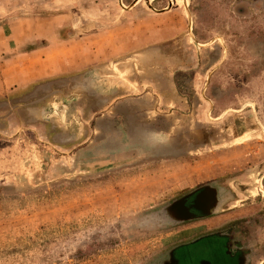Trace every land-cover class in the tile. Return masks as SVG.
I'll return each mask as SVG.
<instances>
[{
  "label": "rangeland",
  "instance_id": "374dc122",
  "mask_svg": "<svg viewBox=\"0 0 264 264\" xmlns=\"http://www.w3.org/2000/svg\"><path fill=\"white\" fill-rule=\"evenodd\" d=\"M157 48L170 70L181 62L196 109L181 108V156L118 168L63 158L53 125L90 128L98 83ZM2 80L32 84L0 89V264H158L224 224L264 264V0H0ZM207 183L220 192L215 216L152 221Z\"/></svg>",
  "mask_w": 264,
  "mask_h": 264
},
{
  "label": "crops",
  "instance_id": "0c3cea01",
  "mask_svg": "<svg viewBox=\"0 0 264 264\" xmlns=\"http://www.w3.org/2000/svg\"><path fill=\"white\" fill-rule=\"evenodd\" d=\"M171 5L172 2L167 10ZM145 54L126 63L121 81L112 85L104 80L98 83V93L104 94V98L97 101L100 107L97 106L90 121L85 122L90 128L69 134L62 126L53 125L49 141L59 147L65 155L63 158H69L77 167L118 168L140 157H148V163L157 160L167 163L181 156V141H187L185 130L181 132L178 125L180 113L185 112L181 108L188 109L185 113L189 116L196 113L190 98L181 94L177 80L181 62L177 67L173 60L175 68L170 70L171 60L164 56L161 48L155 49L154 57ZM68 67L69 64H62L60 68ZM93 81L96 87V79ZM31 84L30 81L2 80L0 89L5 91L15 86L20 89ZM104 90L107 93H101ZM35 110L31 109L29 114H36ZM18 112L25 114L23 109ZM204 114H210V110ZM192 124L205 130L196 121ZM203 143L205 146L206 142ZM204 146L196 149L206 151Z\"/></svg>",
  "mask_w": 264,
  "mask_h": 264
},
{
  "label": "flooded vegetation",
  "instance_id": "af4514ba",
  "mask_svg": "<svg viewBox=\"0 0 264 264\" xmlns=\"http://www.w3.org/2000/svg\"><path fill=\"white\" fill-rule=\"evenodd\" d=\"M236 225L224 224L174 247L170 264H250L248 247L238 240Z\"/></svg>",
  "mask_w": 264,
  "mask_h": 264
},
{
  "label": "water",
  "instance_id": "95a60500",
  "mask_svg": "<svg viewBox=\"0 0 264 264\" xmlns=\"http://www.w3.org/2000/svg\"><path fill=\"white\" fill-rule=\"evenodd\" d=\"M149 7L155 9L149 4ZM219 189L213 183L204 184L159 209L152 221L165 226H178L215 216L221 206ZM172 252L158 264H170Z\"/></svg>",
  "mask_w": 264,
  "mask_h": 264
}]
</instances>
